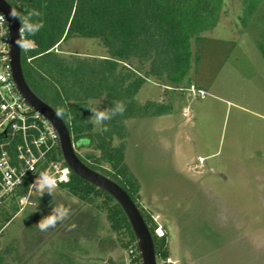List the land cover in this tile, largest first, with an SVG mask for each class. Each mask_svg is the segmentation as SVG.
<instances>
[{
	"label": "rangeland",
	"instance_id": "374dc122",
	"mask_svg": "<svg viewBox=\"0 0 264 264\" xmlns=\"http://www.w3.org/2000/svg\"><path fill=\"white\" fill-rule=\"evenodd\" d=\"M243 16L244 0H223L217 26L192 44L185 82L165 88L150 78L135 97L140 108L161 111L163 104L169 113L140 111L114 142L155 233L167 234L168 264H264V4ZM58 53L108 57L98 40L83 38L69 39ZM91 106L109 107L104 98ZM47 191L34 186L16 213L12 199L0 206V226L11 218L0 243L12 257L0 264H126L125 236L112 230L103 197L88 203L58 187L42 206ZM59 204L68 216L41 231L38 222Z\"/></svg>",
	"mask_w": 264,
	"mask_h": 264
},
{
	"label": "trees",
	"instance_id": "16d2710c",
	"mask_svg": "<svg viewBox=\"0 0 264 264\" xmlns=\"http://www.w3.org/2000/svg\"><path fill=\"white\" fill-rule=\"evenodd\" d=\"M7 1L21 15L28 10L38 11L40 15L34 19L43 24L34 35L25 34L35 46L33 51L21 53L29 87L57 113L63 110L61 118L74 144L100 153L99 156L93 152L77 155L89 168L112 179L129 194L152 234L157 262L168 264L167 234L159 237L155 233L157 226L151 215L140 206L138 182L121 163L122 150L114 142L124 136L126 119L139 117L143 111L149 117L169 113L170 109L163 104L161 111L149 112L150 105L140 108L135 97L150 78L165 88H171L168 83L177 88L185 82L191 68L192 44L202 41L204 34L217 26L223 0ZM261 4L264 0H244L243 19L251 18ZM71 38L98 40L108 57L61 56L58 48ZM97 98H104L108 108L114 101H123L126 109L123 115L106 121L99 131L93 129L88 109L90 101ZM58 156H62L61 151ZM104 163L111 170L104 168ZM30 185L31 180L12 199L15 213L19 198ZM59 188L88 203L93 197H103L112 230L125 236L122 248L138 252L129 222L112 197L72 172L69 182ZM10 220L6 218L5 225Z\"/></svg>",
	"mask_w": 264,
	"mask_h": 264
},
{
	"label": "built area",
	"instance_id": "2783aa9c",
	"mask_svg": "<svg viewBox=\"0 0 264 264\" xmlns=\"http://www.w3.org/2000/svg\"><path fill=\"white\" fill-rule=\"evenodd\" d=\"M0 206L16 197L31 180L30 189L19 198L27 200L41 173L56 180V187L70 180L71 171L58 156L60 137L52 124L35 111L18 92L10 66L9 27L0 13ZM22 38V37H21ZM21 48L22 52H30ZM31 59H28L30 62ZM194 91L195 87L192 86ZM200 94H203L200 91ZM74 144V143H73ZM76 149V148H75ZM56 156V158H55ZM161 229H159L160 231ZM158 233L161 237L163 234ZM139 256V258H138ZM126 264H142L139 251L130 249Z\"/></svg>",
	"mask_w": 264,
	"mask_h": 264
},
{
	"label": "water",
	"instance_id": "95a60500",
	"mask_svg": "<svg viewBox=\"0 0 264 264\" xmlns=\"http://www.w3.org/2000/svg\"><path fill=\"white\" fill-rule=\"evenodd\" d=\"M13 9L14 8L7 0H0V13L5 16L9 27L11 38L9 53L10 66L18 92L35 111L52 124L59 134L61 154L69 170L81 180L105 192L120 206L136 239L141 263L158 264L152 234L135 202L118 183L89 168L80 160L65 121L49 104L40 99L29 87L23 73L21 48L17 44V40L21 39L18 31L20 23L10 15ZM51 197L52 195L48 191L45 192L41 199V205L44 206L48 204Z\"/></svg>",
	"mask_w": 264,
	"mask_h": 264
},
{
	"label": "clouds",
	"instance_id": "9594fccd",
	"mask_svg": "<svg viewBox=\"0 0 264 264\" xmlns=\"http://www.w3.org/2000/svg\"><path fill=\"white\" fill-rule=\"evenodd\" d=\"M10 15L14 19H17L20 23V28L18 31L22 38L17 40V44L24 50L31 49L34 46V41L28 40L27 35H34L43 27L42 22L34 19V17H38L40 13L36 10H28L26 14L21 15L15 9H13L10 12ZM2 19L3 18L0 17V20ZM88 109L92 113L90 116V122L97 127L103 126L106 121H110L117 115H123L124 111L126 110L123 101H114L111 108L101 109L96 106H91ZM58 115H64L62 109L58 110ZM34 184L41 193L47 189L51 194L56 187V180L48 173H41L40 176L35 180ZM68 213L69 209L63 204L54 206L51 213L38 222L39 229L41 231H47L49 228L55 227L58 222H62L68 216Z\"/></svg>",
	"mask_w": 264,
	"mask_h": 264
},
{
	"label": "crops",
	"instance_id": "0c3cea01",
	"mask_svg": "<svg viewBox=\"0 0 264 264\" xmlns=\"http://www.w3.org/2000/svg\"><path fill=\"white\" fill-rule=\"evenodd\" d=\"M175 89V88H174ZM199 91H201V90H199ZM203 92V91H202ZM45 206V205H44ZM7 225V224H6ZM6 225L2 228V229H0V236H2V233H3V231H4V229H5V227H6ZM1 245H0V259H4L5 257L7 258V257H9V258H12L11 256H8L7 255V253L5 252V244H3V241L0 243ZM21 247H22V252H21V256L20 257H22L23 258V255H24V252L27 250L26 248L27 247H23L22 245H21ZM23 253V254H22ZM27 258V257H26ZM2 260H0V262H1ZM23 261H24V259H23ZM23 261H21L20 260V262H21V264H23ZM7 263H9V264H14V261H9V262H7Z\"/></svg>",
	"mask_w": 264,
	"mask_h": 264
},
{
	"label": "flooded vegetation",
	"instance_id": "af4514ba",
	"mask_svg": "<svg viewBox=\"0 0 264 264\" xmlns=\"http://www.w3.org/2000/svg\"><path fill=\"white\" fill-rule=\"evenodd\" d=\"M74 145H75V148L77 150V153H79L78 149H82L83 148V145H76V144H74Z\"/></svg>",
	"mask_w": 264,
	"mask_h": 264
},
{
	"label": "bare ground",
	"instance_id": "6f19581e",
	"mask_svg": "<svg viewBox=\"0 0 264 264\" xmlns=\"http://www.w3.org/2000/svg\"><path fill=\"white\" fill-rule=\"evenodd\" d=\"M161 231V230H160Z\"/></svg>",
	"mask_w": 264,
	"mask_h": 264
}]
</instances>
